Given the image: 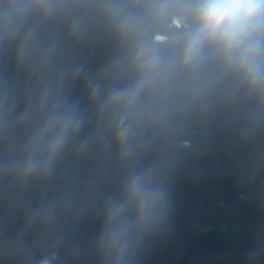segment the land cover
Wrapping results in <instances>:
<instances>
[{
    "label": "water",
    "instance_id": "obj_1",
    "mask_svg": "<svg viewBox=\"0 0 264 264\" xmlns=\"http://www.w3.org/2000/svg\"><path fill=\"white\" fill-rule=\"evenodd\" d=\"M0 264H264V0H0Z\"/></svg>",
    "mask_w": 264,
    "mask_h": 264
},
{
    "label": "clouds",
    "instance_id": "obj_2",
    "mask_svg": "<svg viewBox=\"0 0 264 264\" xmlns=\"http://www.w3.org/2000/svg\"><path fill=\"white\" fill-rule=\"evenodd\" d=\"M249 7V5L239 2L213 4L205 14V25L215 30L221 24L241 20L247 15Z\"/></svg>",
    "mask_w": 264,
    "mask_h": 264
}]
</instances>
